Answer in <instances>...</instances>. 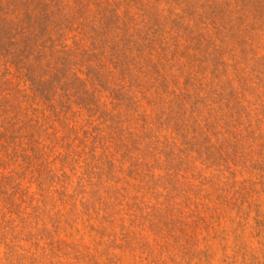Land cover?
I'll return each mask as SVG.
<instances>
[{"label": "rangeland", "instance_id": "1", "mask_svg": "<svg viewBox=\"0 0 264 264\" xmlns=\"http://www.w3.org/2000/svg\"><path fill=\"white\" fill-rule=\"evenodd\" d=\"M0 264H264V0H0Z\"/></svg>", "mask_w": 264, "mask_h": 264}]
</instances>
